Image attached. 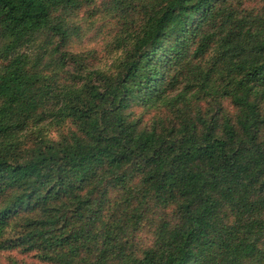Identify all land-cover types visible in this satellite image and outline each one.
Returning a JSON list of instances; mask_svg holds the SVG:
<instances>
[{"label": "trees", "instance_id": "16d2710c", "mask_svg": "<svg viewBox=\"0 0 264 264\" xmlns=\"http://www.w3.org/2000/svg\"><path fill=\"white\" fill-rule=\"evenodd\" d=\"M84 10L103 50L72 46ZM13 253L264 264V0H0V264H28Z\"/></svg>", "mask_w": 264, "mask_h": 264}, {"label": "rangeland", "instance_id": "374dc122", "mask_svg": "<svg viewBox=\"0 0 264 264\" xmlns=\"http://www.w3.org/2000/svg\"><path fill=\"white\" fill-rule=\"evenodd\" d=\"M71 27L77 28V36L72 38V46L77 51H87L91 49L103 50L105 43L108 42L106 33L108 32L107 21L101 16L96 14L92 16L90 11L84 10L76 15L70 21ZM13 255L23 260L28 264H37L35 260L30 256H21L13 253ZM6 253L2 254V260L4 262Z\"/></svg>", "mask_w": 264, "mask_h": 264}]
</instances>
